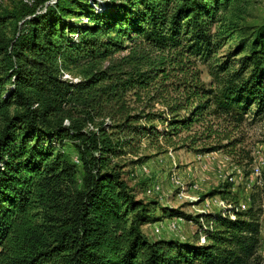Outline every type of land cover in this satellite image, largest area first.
<instances>
[{
  "label": "trees",
  "instance_id": "obj_1",
  "mask_svg": "<svg viewBox=\"0 0 264 264\" xmlns=\"http://www.w3.org/2000/svg\"><path fill=\"white\" fill-rule=\"evenodd\" d=\"M239 5L31 0L0 15V26L15 21L11 36L0 33V264L254 261L260 213L254 195L245 209H236L237 198L225 183L212 193L232 206L219 212L188 215L163 207V214L196 226L193 239L148 240L140 226L153 221L157 205L136 199L113 162L134 155L141 137L175 135L205 115L237 126L250 106L254 116L264 111V18L236 25ZM232 38L233 49L211 72L222 75L219 86L207 88L193 76L162 109L130 111L127 95L138 100L140 91L166 76L163 59L146 65L147 52L172 53L171 62H179L174 69L184 75L183 63L210 60ZM244 49L230 69L229 58ZM123 50L128 53L120 61L113 58ZM126 63L132 68L125 69ZM81 64L89 67L81 78H62L64 69Z\"/></svg>",
  "mask_w": 264,
  "mask_h": 264
},
{
  "label": "rangeland",
  "instance_id": "obj_2",
  "mask_svg": "<svg viewBox=\"0 0 264 264\" xmlns=\"http://www.w3.org/2000/svg\"><path fill=\"white\" fill-rule=\"evenodd\" d=\"M25 2L30 3L31 0H0V15L10 13L15 8L18 9ZM239 3L240 11L237 18L233 19L236 25L253 26L262 21L264 0H239ZM223 15L225 19L230 18L228 10ZM14 25L13 19L7 20L4 26H0V33H4L6 37L11 36L15 30ZM216 27L218 24L213 25L212 30ZM233 38L224 42L210 60L203 63L190 58L183 63L185 65L184 75L179 73L178 68L174 69V64H179V62H171L172 53L147 52L146 65L152 60L163 59L166 76L165 78L158 76L153 85L140 91L139 97L141 98L138 100L132 95H127L130 111L162 109L164 103L175 99L181 92V89H176L177 86L193 76L198 77L199 82L205 84L207 88L213 89L214 86H219L222 75L218 73L216 76L211 72L216 71L214 65L224 59L233 49L235 44ZM245 51L246 49L229 58L230 69H235L239 57ZM127 53L128 50L117 52L113 54V58L120 61V58ZM106 64L107 61L104 60L100 66L104 67ZM131 65L126 63L123 67L130 69ZM143 68L144 65L140 66V69ZM88 69V65L85 64L76 67L69 66L63 70L62 78L76 81ZM253 107L250 106L249 110L243 114L237 126L232 123L228 124L227 120L222 117L205 115L202 122L190 126L187 130L183 129L175 135L165 137L159 135L155 139L141 137L139 149L134 155L126 154L113 159L114 163L122 167L125 182L133 191L134 197L145 202L154 201L157 205V207L154 206L153 221L140 226V231L146 239L173 238L192 241L196 226L191 221L180 217L182 221L173 229L167 230L166 225L172 223V218L177 216L163 214L161 208L177 209L188 215L197 214L199 211L219 212L214 201L222 198L212 192L225 183H229L230 193L237 198V207L243 204L246 208L249 197L254 195L255 205L260 209L258 215L259 242L255 259L251 264H264V111L254 116L252 115ZM11 110L12 107L8 109V112L10 113ZM100 120L101 118H96L94 122ZM103 120L109 123L107 117ZM63 124L66 125L67 121L64 120ZM156 128L158 132L161 131L160 126L157 125ZM141 164L150 166V177H144L140 173ZM170 172H174L179 177L183 189H174L168 183L167 176ZM152 179H156L161 185L163 194L160 198L155 195L146 196L143 193L145 185ZM191 184H196V190H190ZM191 197H196V200L190 201ZM224 200L231 203L227 198ZM160 223L165 229L158 236L159 234H154L152 230L153 226ZM200 236L198 235L199 243Z\"/></svg>",
  "mask_w": 264,
  "mask_h": 264
},
{
  "label": "built area",
  "instance_id": "obj_3",
  "mask_svg": "<svg viewBox=\"0 0 264 264\" xmlns=\"http://www.w3.org/2000/svg\"><path fill=\"white\" fill-rule=\"evenodd\" d=\"M139 171L144 177H150L151 171H150L149 165L141 164L139 167ZM167 181L170 185H172L174 187V189H179V190L183 189L182 183H181L179 177L174 172H170L168 174ZM189 188H190V190H196L197 187H196V184H191ZM143 193L146 196L155 195L156 197L160 198L163 194V191H162V188H161L159 181H157L156 179H152V180H149L147 182V184L145 185ZM189 200L195 201L196 197L195 198L191 197ZM214 203H215L214 205L219 208L218 211H221V209L223 210V209H226V208H229L232 206L229 202L225 201L224 199H218L217 201H214ZM245 206L246 205L239 204L238 207L236 205L235 208L243 210V209H245ZM200 212H202V211H199V213ZM230 217H232V216H230ZM172 219H173L172 223L170 222L169 225H166L167 230L173 229L175 227V225H177L178 223H180L182 221V219L180 217H174ZM163 229H165V227H163L162 223H160L159 225L153 226L152 231L154 232V234H156V235L159 234L158 236H160L161 233L163 232ZM199 241H200V243H202L204 241L202 236L199 237Z\"/></svg>",
  "mask_w": 264,
  "mask_h": 264
}]
</instances>
